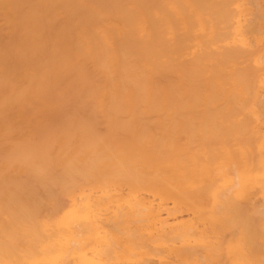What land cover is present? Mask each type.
<instances>
[{"label":"bare ground","instance_id":"6f19581e","mask_svg":"<svg viewBox=\"0 0 264 264\" xmlns=\"http://www.w3.org/2000/svg\"><path fill=\"white\" fill-rule=\"evenodd\" d=\"M263 3L0 0V27L19 31L0 44V86L14 79L5 65L15 63L32 64L42 97L90 82L81 103L109 110L105 123L115 131L101 135L90 120L68 116L21 158L32 172L0 166L5 189L29 188L31 197L0 195V256L11 251L24 264H264V49L246 62L231 59L232 49L246 48V9L261 18ZM47 47L54 53L37 54ZM245 64L258 74L242 73L244 84L234 74ZM26 180L39 197L23 188ZM110 205L115 213L103 214Z\"/></svg>","mask_w":264,"mask_h":264},{"label":"rangeland","instance_id":"374dc122","mask_svg":"<svg viewBox=\"0 0 264 264\" xmlns=\"http://www.w3.org/2000/svg\"><path fill=\"white\" fill-rule=\"evenodd\" d=\"M249 2V1H248ZM262 2H264V0H262ZM248 7L250 8L251 7V4L250 3H248ZM247 7V8H248ZM263 8H264V3H263ZM247 10V15H244V17H242V19H243V25H245L244 26V30L246 31L247 29H245V27H247L248 25H249V22H250V24L252 25L253 24V21H251L252 20V17H254V15H253V13L255 14V12L254 11H251V10H249V9H246ZM256 15V14H255ZM252 16V17H251ZM262 17L261 18H263V19H261V18H257V17H259V16H257L256 15V20H254V24H256L257 25V27L256 26H254V25H252V26H254L253 28L254 29H252V27H251V29H250V26H248V30H250L249 31V35H247L248 34V31H244L245 32V34H243V38H244V40L246 41V48H245V50L244 51H241L240 49H237V48H234V49H232V51H231V55H232V52H234L235 53V55H234V53H233V55L231 56V59H232V61H236V60H238V61H243V62H246L247 60H251V59H253V58H256V57H259V55H260V53H261V51H263V49H264V43H263V39H264V29L262 28V27H264V14H262L261 15ZM251 17V18H250ZM255 18V17H254ZM250 19V20H249ZM260 19V20H259ZM247 20L249 21V22H247ZM260 22V23H259ZM114 23H119V22H114ZM247 23V24H246ZM259 25H258V24ZM262 23V24H261ZM255 30H257V31H255ZM256 32V34H255V32ZM259 31H260V34H259ZM262 32V33H261ZM81 33V32H80ZM251 35V36H250ZM19 36V31H16V30H11V31H9V30H6V29H2L1 27H0V41H2V39L3 38H5V39H10V41H14L17 37ZM84 36V35H83ZM85 37V36H84ZM248 38H250V39H248ZM68 41H69V43L71 42L69 39H67ZM252 40V41H251ZM251 41V42H250ZM259 41H261V44L259 43ZM254 42V43H253ZM263 44V45H262ZM252 45V46H251ZM70 46H71V44H70ZM262 46V47H261ZM72 47V46H71ZM74 49V48H73ZM235 49H237V50H235ZM260 50V51H259ZM39 51V50H38ZM240 51V52H239ZM42 52H44V53H46V55H49V52H53L52 51V48H48L47 47V50H43L42 49ZM54 53V52H53ZM239 53H241V54H239ZM59 55H61V52L60 53H57V56H59ZM260 62H262V60L260 61ZM247 64V63H246ZM245 64V66H243V67H245V68H239L236 72H235V74H234V77L235 78H237L238 79V82H240V81H243V80H245L246 79V77L249 79V77L251 76V77H253V79H257L256 78V76H257V70L256 69H254V68H249V67H246L247 65ZM81 65H82V63H81ZM262 66H263V64H262ZM14 70V69H13ZM253 71V72H252ZM255 72V73H254ZM245 75L246 74V77H244L243 76V74ZM249 73V74H248ZM252 75H251V74ZM236 75H237V77H236ZM240 75H242V76H239ZM241 77H243V78H245V79H243V78H241ZM160 80H161V78H160ZM247 81V80H246ZM99 82V81H98ZM244 82V81H243ZM99 83H102V82H99ZM244 84H245V82H244ZM264 84V83H263ZM91 85L92 84H90V82H85L84 84H83V86L82 85H80V86H76V85H72L70 88H68L69 89V91H66V93L67 94H62V93H60V94H57V96H54V104H52V105H50V108H48V109H45V111L43 110L42 112V117H41V119L43 118V117H46V118H48V121L46 120V119H43L42 121H44L43 122V124H42V126H45V127H43L42 129V131L44 132L45 131V129L47 128V127H52L53 125H54V123L55 122H57V121H60V120H63V119H66V117H72V116H74L77 120H90L91 121V123H92V129L93 130H96L97 128V130H96V132H98L100 129L102 130V133L103 134H101V135H105V134H108V133H110V132H113V130L112 129H110L107 125H106V123H105V120H107V118L109 117V114H110V111L109 110H106V111H103V113H98L97 114V112L93 109V107L92 106H90L88 103H81V101H80V97H82V94L84 93V91H86L85 89H87V88H89V87H91ZM242 86L244 87L245 85H243L242 84ZM84 88V89H83ZM64 90V89H63ZM73 92L72 94H71V92ZM245 92V91H244ZM68 93H70V94H68ZM82 93V94H81ZM261 94H263V93H261ZM60 95V96H59ZM84 95V94H83ZM77 98L79 99V103L77 102ZM262 98V97H261ZM260 98V99H261ZM264 98V97H263ZM262 98V99H263ZM260 99H258V101H257V103H259V104H261V105H263V106H261V107H259L260 105H258V108H257V110L259 111V115L260 116H262L261 115V113L262 112H264V109H263V111H261L260 112V110H261V108H264V104H262L263 102L262 101H264V100H260ZM259 100L262 102H259ZM234 101V100H233ZM241 101H243V102H245V100H244V98L241 100ZM233 103V102H232ZM246 104V106H248L247 105V102L246 103H244L243 105L241 104V105H239V107L242 109L243 107H241V106H244ZM5 106V105H4ZM4 106H0V130H2L3 129V126L5 127V126H7V128H8V125H7V122H2L1 121V119H3L4 117H6L7 119L9 118V119H11V118H13V119H15V120H19V116H18V112H17V110H12V109H8L7 111H4L3 110V107ZM246 106H245V108H246ZM256 106H257V104H256ZM238 107V108H239ZM249 107V106H248ZM237 108V107H236ZM237 108V110H239ZM245 108H243V110H242V112H244V111H247L248 109H245ZM234 109V108H233ZM245 109V110H244ZM235 112V111H234ZM233 114H235V113H233ZM264 114V113H263ZM15 115V116H14ZM263 118H264V116H263ZM263 118H260V119H262L261 120V125H260V128L258 129L257 128V130H259V132H260V134H262V135H264V119ZM138 119V118H137ZM46 121V122H45ZM18 123V125L17 126H14V127H11L10 129H8L9 130V135L11 136V138H3V137H0V166H4V169L6 168V166L8 165V163L9 164H11V165H13V166H17L19 169H12V170H10V172H18V173H28V171L30 170V169H28V168H26V167H24L23 165H22V159L21 158H23L24 156L23 155H27V151L28 150H32L33 149V147H34V144L32 143V144H28L31 140H32V137H30V134H31V127H32V124L29 126V127H21L22 126V124L20 123V122H17ZM246 123H249L248 121H246ZM2 124H3V126H2ZM49 124V125H48ZM250 124V123H249ZM96 126V127H95ZM98 126V127H97ZM99 127H100V129H99ZM108 127V128H107ZM245 131L247 132V133H249V135L251 136V138H250V141L252 142V143H254L255 145H258V144H260V139H261V137L260 136H257V135H255L253 132H252V129L251 128H249V127H246V125H245ZM100 130V131H101ZM37 131V129H35V132ZM41 131V132H42ZM99 133H101V132H99ZM39 134V133H38ZM113 134H115V131L113 132ZM27 143V144H26ZM230 143V144H229ZM228 144H225V145H227V146H232V147H234L233 146V144L234 143H236L237 144V142H229ZM38 145L37 144H35V147H37ZM38 148V147H37ZM36 148V149H37ZM17 152V153H16ZM36 152H38V150H36ZM21 154H22V157H20L21 156ZM20 155V156H19ZM255 155V154H254ZM18 156V157H17ZM256 156V155H255ZM15 157H16V159H15ZM27 157V156H26ZM232 157H233V159H235V158H237V159H239V154H236V156L235 155H232ZM20 158V159H19ZM10 160H13V162L12 161H10ZM21 161V162H20ZM16 162V163H15ZM20 162V165H17L18 163ZM20 167H22L23 169H21ZM33 170V169H32ZM32 170H30V172H32ZM36 172L38 171L37 169L35 170ZM34 171V172H35ZM6 172V171H5ZM0 173H4V172H2V170H0ZM27 181V180H26ZM3 183H4V181H2L1 179H0V185H2V186H0V190H1V188L3 189L2 191H0V195H4V196H2L3 197V199H5L6 198V200L9 198L8 196L9 195H13L15 192H16V188L14 189V187H12V188H9V189H5V187H4V185H3ZM29 183L30 182H23V188H25L26 189V187H27V185H28V187H31V189L33 190V195H34V193L36 192H34V190L35 189H33V186H29ZM25 185H26V187H25ZM8 188V187H7ZM22 188V187H21ZM21 188H19L18 190H20ZM35 188V187H34ZM29 188H27L26 190H25V192L26 193H22L24 196H26V197H28L27 199H26V197H24L22 194H21V190L20 191H18L17 190V194H18V198H19V196H20V202H21V200H23L24 202L25 201H27V200H29V199H31V197H29L28 196V193L27 192H30V189L28 190ZM40 190H42V189H40ZM6 193H5V192ZM12 191H14V192H12ZM39 191V189L37 190V192ZM22 192H24V191H22ZM36 192V193H37ZM43 192V191H42ZM42 192L40 193L39 192V194H42ZM7 193H9V195H7ZM32 193V192H31ZM17 194H16V196H17ZM38 194V193H37ZM15 195V194H14ZM35 196V195H34ZM38 196V195H37ZM37 196H35V198H37ZM42 196V195H41ZM40 196V197H41ZM1 197V196H0ZM22 197V198H21ZM33 197V196H32ZM39 197V196H38ZM46 197V196H45ZM18 198L16 197L15 198V200L17 199L18 200ZM34 198V197H33ZM12 199H14L13 198V196H12ZM35 201V200H38V202H39V200L40 199H32V201ZM17 202V204H18V201H16ZM23 203V202H22ZM50 204H51V201H50ZM17 207V206H16ZM36 208V207H35ZM105 211H103L102 210V213L103 214H109V216H112L114 213H115V209L114 208H112V205H110L107 209H105L106 207H102ZM33 210L35 211V210H38V209H34V207H33ZM39 213H40V211H38ZM12 214H14V213H12ZM12 214H11V218L12 219H15V216H12ZM15 214H17V213H15ZM163 214V213H162ZM164 215H166L165 214V212H164V214H163V218H165L166 216H164ZM185 215V214H184ZM18 216V215H17ZM185 216H187V215H185ZM20 217V216H19ZM19 217H17L18 219H19ZM21 218H22V216H21ZM186 218V217H185ZM184 220H187V219H184ZM22 242V244L24 245L25 244V242H26V240H21ZM24 241V242H23ZM30 242L32 241V240H29ZM0 242H2L3 243V239H0ZM13 242H17V241H13ZM28 242V241H27ZM26 242V243H27ZM34 242H36V241H34ZM29 243V242H28ZM27 243V245H25V246H29L30 244H28ZM32 244V243H31ZM34 244V243H33ZM2 247V244L0 245V249H2L1 248ZM4 253V250L2 251V250H0V253ZM7 252H8V250H7ZM10 252V254H8V256H5V257H2V256H0V258H1V261L2 262H0V264H4V262H5V264L7 263V264H9L8 262H9V260L10 261H12L13 259H16L17 261L19 260V262L21 263V264H24V263H22L23 261H25L27 258H25V257H22V256H16V258H15V256H13L14 254L13 253H11V251H9ZM8 252V253H9ZM8 257H10L11 259H9ZM18 257V258H17ZM38 257V255L36 254L34 257H31L29 260H32V262L33 261H35V260H37V259H39V258H37ZM4 258V259H3ZM48 259H49V257H47ZM14 261V260H13ZM65 262V260L63 261V263L61 262L60 264H65L64 263ZM51 263V262H50ZM50 263H45V264H50ZM13 264V263H12ZM34 264H37V263H34ZM40 264V263H39Z\"/></svg>","mask_w":264,"mask_h":264},{"label":"crops","instance_id":"0c3cea01","mask_svg":"<svg viewBox=\"0 0 264 264\" xmlns=\"http://www.w3.org/2000/svg\"><path fill=\"white\" fill-rule=\"evenodd\" d=\"M0 13H1V10H0ZM2 29H4V28H2ZM6 30L11 31L10 29H6ZM83 35H84V33L81 32L80 38L87 45L89 40H87L86 36L84 35L85 36L84 37ZM10 39L3 38L2 41H0V44L1 43H3V44L9 43ZM72 44H71V46H73V47H71V48H74V49L69 54L74 53V50L76 49V47H74V44L73 45ZM62 48L63 47L61 45L59 47V49L62 50ZM63 51H67V48L66 47L63 48ZM42 53H44V52L38 51L37 54H42ZM36 59H37V57H36ZM36 63H37V61H36ZM11 65L14 69L13 71H16V72L14 73V79L13 80L8 81L9 83H7L3 87L0 86V106L5 105L3 107L4 111H7L8 109L9 110L10 109L17 110L19 120L17 121L13 118L7 119L6 117L1 119L2 122H7L8 128H7V126L4 127L2 124L3 129L0 130V137L11 138V136L9 135L8 129H10L11 127L17 126L18 125L17 122H20L22 124L21 127H29L32 124L31 134H30V137H32V140L28 144H32V143L33 144L34 143L40 144V133L43 130L42 128L45 127V126H42V124L44 122L42 120L46 119L48 121V118H46V117H43L41 119V117L43 116L42 111L43 110L45 111V109L50 108V105L54 104V101H55L54 96H57V94H60V93L67 94L66 91H69V89L61 90L60 93L58 92V93H55L52 95L46 94L44 97H42L41 94L38 92L39 91V88H38L39 84L38 85L34 84V82H36V83L39 82L38 81L39 78H36L32 75V72L34 71L32 64H24L23 66H20L21 68L19 67L18 69L15 68V66H17L16 63L15 64H7V65H5V67H7V70H9V68H12ZM7 77H8V75L3 74V78H4L3 80L7 79ZM72 93L73 92H71V94ZM68 94H70V93H68ZM35 129H37L36 132H35Z\"/></svg>","mask_w":264,"mask_h":264}]
</instances>
